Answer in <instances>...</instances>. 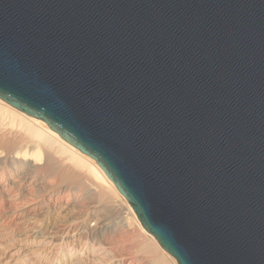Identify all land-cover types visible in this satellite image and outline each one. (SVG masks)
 I'll list each match as a JSON object with an SVG mask.
<instances>
[{
	"label": "water",
	"instance_id": "1",
	"mask_svg": "<svg viewBox=\"0 0 264 264\" xmlns=\"http://www.w3.org/2000/svg\"><path fill=\"white\" fill-rule=\"evenodd\" d=\"M0 98L177 264H264V0H0Z\"/></svg>",
	"mask_w": 264,
	"mask_h": 264
},
{
	"label": "bare ground",
	"instance_id": "2",
	"mask_svg": "<svg viewBox=\"0 0 264 264\" xmlns=\"http://www.w3.org/2000/svg\"><path fill=\"white\" fill-rule=\"evenodd\" d=\"M0 264L177 262L94 159L0 98Z\"/></svg>",
	"mask_w": 264,
	"mask_h": 264
},
{
	"label": "rangeland",
	"instance_id": "3",
	"mask_svg": "<svg viewBox=\"0 0 264 264\" xmlns=\"http://www.w3.org/2000/svg\"><path fill=\"white\" fill-rule=\"evenodd\" d=\"M32 162L34 163V161H32ZM89 224H90V226H92V225L94 224V222L91 221ZM143 261H144V263H148V262H147V258H144Z\"/></svg>",
	"mask_w": 264,
	"mask_h": 264
}]
</instances>
